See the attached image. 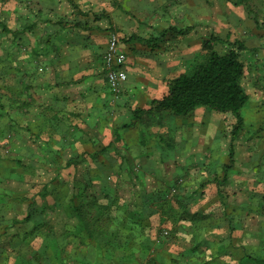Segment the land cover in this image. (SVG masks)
<instances>
[{
  "label": "crops",
  "instance_id": "1",
  "mask_svg": "<svg viewBox=\"0 0 264 264\" xmlns=\"http://www.w3.org/2000/svg\"><path fill=\"white\" fill-rule=\"evenodd\" d=\"M164 2L171 13L183 18L182 26L177 27L190 31L162 43L150 41L170 26L153 29L150 25L156 24L144 22L146 31L135 34L140 25L120 16L119 10L114 14L112 9H104L103 0H0V174L10 176L2 185L14 199L25 198L19 202L24 210L28 190L45 185L58 186L48 198L51 204L57 203L61 183L70 172L65 170L60 175L59 155L69 159L76 150L94 152L90 150L93 147L95 152L103 148L104 202H127L135 209L140 194H155L181 179L186 187L179 196L184 206L179 224L183 245L189 244L191 235L225 236L232 233L231 226H236L239 230L235 236L248 229L246 218L251 217L252 210L257 212L252 206L264 204V164L259 160L264 157V140L246 139L241 134L245 145L231 164L228 156L232 142H226L224 132L226 114L203 108L186 118L166 113L163 127L143 130L148 137L145 144L139 124L123 128L133 120L135 108H149L152 100L166 94L168 81L190 67L200 50L193 53L197 40L218 35L221 30L219 0ZM160 11L151 0L144 15L152 13L155 18ZM223 19L227 32L239 22L229 13ZM117 25L121 35L128 37L120 44L127 56L129 76L121 94L110 87L103 67L109 35ZM173 41L183 42L176 45L189 48L187 54H192L182 59L180 52H158ZM261 57L255 56L252 67L255 72L251 77L257 76V80L259 75L264 79ZM241 59L245 63L243 56ZM172 61L179 63L171 67ZM245 69L243 86L251 96L245 85L246 63ZM76 139L87 143L75 145ZM215 141L223 146L214 147ZM17 160L29 165L20 169L22 175L16 174ZM132 172L138 177L128 179L126 175ZM92 190L102 194L100 184ZM9 202L6 217L11 219L17 209L14 201ZM39 203L44 204L42 200ZM258 211L264 213V207ZM115 216L116 211L112 219ZM43 218L60 230L66 216L57 209L47 210ZM147 221L157 225L160 217ZM247 235H252L250 229ZM106 237L112 240L115 236Z\"/></svg>",
  "mask_w": 264,
  "mask_h": 264
},
{
  "label": "trees",
  "instance_id": "2",
  "mask_svg": "<svg viewBox=\"0 0 264 264\" xmlns=\"http://www.w3.org/2000/svg\"><path fill=\"white\" fill-rule=\"evenodd\" d=\"M235 3L243 5L259 26V17L250 0H235ZM189 31L190 28L170 26L162 30L159 37L151 38L150 42L179 39ZM136 38L143 39L134 36ZM218 41H225L228 49L220 51L216 44ZM246 49L245 42L240 39L232 41L228 37L224 40L222 36L213 34L203 41L190 67L168 81L166 94L152 100L149 108H135L133 120L123 128H133L139 124L143 132L142 143L145 144L148 137L143 130L163 127L166 113L186 118L203 108L232 114L236 119L229 156L232 164L236 153L234 141L240 136L245 123L242 109L250 99L243 86L246 69L241 56ZM80 142L84 143L76 139L75 145ZM59 157L60 175L65 170L70 172L68 181L61 183L60 200L54 204L48 198L55 194L58 186L45 185L38 187L32 196L27 195L25 203L28 204L24 210L19 202H24L25 198L14 199L2 185L10 176L0 174V206L3 210L0 223L5 221L0 224L4 226L3 237H9L12 229H15L17 233L14 232L13 236H17L20 242H39L35 255L27 260V264H233L230 259L235 254L230 248L234 246L233 233L239 230L236 226H231L232 233L226 237L191 235L187 238L189 244L183 245L179 224L180 211L184 206L180 204L179 196L186 187L181 179H177L173 185L162 187L155 194H140L135 209H132L127 202L103 201V148L96 152L76 150L69 159H64L62 154ZM17 163L16 174L22 175L20 169L29 165L19 160ZM84 164H88V168L79 175V167ZM131 175L138 177L135 172L126 177L132 179ZM96 184L101 186V195L92 190ZM105 197L109 198L110 194L107 193ZM8 199L15 202L17 209V215L11 219L6 217L10 203ZM40 200L44 204L39 203ZM262 200L263 203L264 198ZM57 209L66 216L60 230L43 218L47 210ZM114 211L116 216L112 219ZM157 215L160 217L157 225L147 221ZM167 227L169 230H165ZM263 232L264 228H261L254 235L263 238ZM106 236L115 237L110 240ZM173 246L178 250L173 251ZM259 247L261 250L254 255L250 251L244 253L239 264H264V240ZM245 250L244 246L243 252ZM153 251L157 252V257L150 260L149 254ZM1 252L6 256L0 259V264H8L7 250Z\"/></svg>",
  "mask_w": 264,
  "mask_h": 264
},
{
  "label": "rangeland",
  "instance_id": "3",
  "mask_svg": "<svg viewBox=\"0 0 264 264\" xmlns=\"http://www.w3.org/2000/svg\"><path fill=\"white\" fill-rule=\"evenodd\" d=\"M157 5V10H161L160 13H156L154 17H152V13H150V16L144 15L145 10L147 7L151 5V0H103V7L107 11L109 9L113 10V13H117L119 10L120 16L123 15L124 18H127L133 25H140L139 30L135 34H143L146 30L145 26H143L142 23L146 22L149 24H156V26L150 25L151 28H160V27H168L171 25L180 26L182 22V17L177 13V15L171 13V10L168 9L169 5H166L164 0H155ZM251 5L253 7V10L259 17V26H257L256 22L254 21L253 15L250 14L246 8L243 5H237L235 3V0L229 1V0H219L220 3V20H221V30L218 33L219 36H222L225 40L226 38H230V40L234 41L237 39H240L245 42L247 49L242 52L243 59L246 63V66L248 68V73L246 74V87L249 89V92L251 93L250 99L247 103V105L242 109V116L244 118V128L241 132L242 136L246 139H260L264 140V79H262V75H259L261 79L263 80V83L260 82L261 79L257 80V76L251 77L253 72V65L256 63L255 56L261 55L262 60H264V0H250ZM236 5V6H235ZM150 10V8H148ZM156 10V9H155ZM229 13L231 16L234 15L235 18H237L239 22H242V24H233L228 30L223 27L222 21H224L223 16ZM171 15V16H170ZM223 15V16H222ZM227 18V17H226ZM154 22V23H151ZM232 23V22H231ZM182 26V25H181ZM122 29L117 25L112 27L109 40L112 35V33L117 34L119 38V44L123 42V40H126L128 37L125 33L121 35ZM228 33V34H227ZM227 34V35H226ZM206 40L205 37L202 36V38H199L198 44L195 46V50H193V53L200 48V45L203 43V41ZM196 41V42H197ZM181 41H173V43L169 46V44H165L160 51H158L161 55L167 53V52H180V55L182 54V59H187L189 55L187 54L188 50L181 49V47L177 46L180 45ZM192 43V40H191ZM177 44V45H176ZM217 48L224 52L228 49V45L225 41L217 43ZM191 48V45H190ZM146 55V54H145ZM261 60V61H262ZM177 61L170 62L171 67H174L178 65ZM161 65L164 64V61H161ZM261 71L264 73V61L262 64ZM255 91V92H254ZM121 94V93H120ZM160 94V93H159ZM226 117L225 123H228V126L224 128L222 127V130L225 132L226 142L230 140L232 142V131L233 127L236 123V119L232 114H226L224 115ZM235 122L234 124L232 122ZM171 122H167V125L169 129H172L170 126ZM226 125V124H225ZM222 131V132H223ZM223 132V133H224ZM241 134L235 142L236 152L239 151L241 148H244V140L241 139ZM214 147H222L223 143H219V141H215V144H213ZM229 147V145H228ZM89 150V149H88ZM91 151H95V149L90 148ZM229 158V156H228ZM230 160V158H229ZM259 160L262 161L264 164V157H261ZM88 167V166H87ZM85 165L80 166V173L79 175L83 174L84 171L87 169ZM65 178H68L67 173L65 172ZM67 180V179H66ZM35 192V189H32L28 192V196H32ZM261 192H264V188L261 189ZM242 199L243 197H239ZM256 198H253V201H256ZM218 207V206H217ZM264 207V204L261 206ZM261 207L259 206V203H255L253 208L257 209V212H254L252 210V214L250 218H246L245 220V227L250 229L251 235L248 237V229L239 231L236 237L234 238V246L232 245V248H230V251L234 252V257L230 259V261L233 264H239V259L243 256L244 253H248L250 251L254 255L255 252L258 253L260 251V245L263 244V238H260L259 236H255L254 233L260 232L261 228H264V213H259L258 210H261ZM3 210L0 206V220H1V214ZM5 221H2L4 223ZM0 223V224H2ZM169 230V227H167L165 230ZM15 234L17 231H14ZM4 233V226L0 225V259L4 258V253L1 252V250H7V256L10 259L8 264H27V260L32 258L35 255V249L39 247V242H33L31 244H28L27 242H20L19 238H16L17 236H9V237H3ZM167 234L168 231H165ZM222 231L220 232V234ZM264 233V232H263ZM229 233H226L225 237L228 236ZM223 236V234H221ZM250 245V247H249ZM245 246V252H243V248ZM173 251H177L178 248L173 246ZM157 252L153 251L151 254H149V259H156ZM37 261V260H36ZM35 261V262H36ZM4 264V263H1Z\"/></svg>",
  "mask_w": 264,
  "mask_h": 264
},
{
  "label": "built area",
  "instance_id": "4",
  "mask_svg": "<svg viewBox=\"0 0 264 264\" xmlns=\"http://www.w3.org/2000/svg\"><path fill=\"white\" fill-rule=\"evenodd\" d=\"M126 62L127 56L120 49L119 38L117 34L112 33L103 56V67L110 87L117 94L122 92L123 86L129 78Z\"/></svg>",
  "mask_w": 264,
  "mask_h": 264
}]
</instances>
